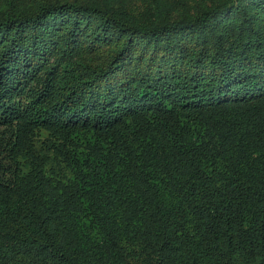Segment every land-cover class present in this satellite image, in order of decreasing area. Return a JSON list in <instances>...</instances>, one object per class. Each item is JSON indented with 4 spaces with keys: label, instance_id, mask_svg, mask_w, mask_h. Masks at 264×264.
Listing matches in <instances>:
<instances>
[{
    "label": "trees",
    "instance_id": "1",
    "mask_svg": "<svg viewBox=\"0 0 264 264\" xmlns=\"http://www.w3.org/2000/svg\"><path fill=\"white\" fill-rule=\"evenodd\" d=\"M0 264H264V0H0Z\"/></svg>",
    "mask_w": 264,
    "mask_h": 264
}]
</instances>
